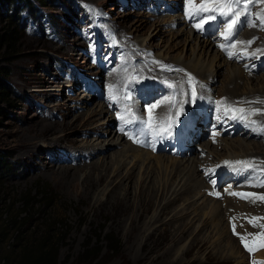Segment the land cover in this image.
Wrapping results in <instances>:
<instances>
[{
	"label": "rangeland",
	"instance_id": "374dc122",
	"mask_svg": "<svg viewBox=\"0 0 264 264\" xmlns=\"http://www.w3.org/2000/svg\"><path fill=\"white\" fill-rule=\"evenodd\" d=\"M30 1L46 16L37 21L26 20L27 24L21 27L15 44L17 51L9 57L8 63L2 62L9 70L6 83L15 92V96H11V104L17 107L11 108L10 103L0 104V151L4 153L7 150L11 154L6 172L0 178V264L20 258L27 252L22 251L23 248H28L33 253L37 249V240L45 235L43 230L49 220H54L55 223L51 225L52 231L47 236L58 248V260L66 258V264H264V260L257 257L264 251V216L248 213L249 215H243L239 219L218 220L223 223L217 233H214L211 226L216 225L217 221L214 223L206 213L205 217L200 215V220L190 222L189 215L179 214L181 204L188 195L180 194L178 198L168 201L164 194L166 187L158 174L161 172L156 159L141 156L137 152H124L121 150L122 146L106 145L107 122H102L106 115L96 113L98 104L103 99L97 93L85 89L84 83L82 84L83 77L85 82L100 87V79L106 72L98 64H102L101 57L112 58V62L116 58L115 51L118 47L116 42V45L113 44L114 41H119L124 46V60H130L129 63L114 65L130 64L129 68L134 66L133 70L131 68L132 76L136 75L135 71L142 70L148 75H160L162 72L155 68L146 69L147 65L139 62L137 55L140 54L135 52L134 48L137 47L133 46L136 38L151 39V50L146 55L166 53L168 47H173L172 52L171 49L168 51L172 55H189L190 44L184 41L185 35H179V25L176 29L168 26L169 20V23L180 20L179 14L152 13L156 8L162 9L160 0H44L51 3V7H41ZM165 1L171 2V9H174L173 3L179 0ZM254 13L260 20L264 14L259 10ZM7 15L5 10L0 11V29L6 24ZM22 16H25V12ZM49 21L52 26L54 24L53 30ZM113 29L119 33L109 35ZM256 37L252 36L253 39ZM250 45L251 43H246L242 48L247 49ZM252 52L263 53L264 45L254 47ZM97 53H103L105 57L99 55L92 62L91 57ZM234 63L238 64L236 61ZM252 74L256 79H253L254 84L259 85L257 77L264 74V70ZM166 75L184 86L183 81L180 83L169 77L168 73ZM94 78V82L88 80ZM117 79L109 92L117 100L130 98L132 89H123L126 92L124 97V91L119 94V88L132 78H122L119 74ZM70 80L77 85L65 87ZM139 81L145 82L138 76L135 85ZM151 83L153 82L148 86ZM214 98L224 101L219 92L215 93ZM14 99L20 102L16 103ZM132 105L124 104L121 110L132 109ZM71 109L73 112L66 120L73 125L70 124L66 129L62 126L60 114ZM113 109L114 105L111 110L117 111ZM148 111L147 114L151 113V110ZM76 114H80L82 119L74 120ZM121 115L122 112L119 111L116 123ZM110 116L114 118V115ZM67 121L64 122L69 125ZM114 126L111 125V129ZM198 132H202L204 136L187 146L194 144V148L201 149L202 140L208 139L210 135L205 127L199 125L193 129L186 135V140L193 141ZM89 138H94V146L103 145L99 151L108 166L115 159L133 162L130 176L112 183L108 180L98 181L99 169L91 164L90 157H86V152L89 151L78 153L82 141ZM124 140L134 143L125 137ZM250 140L261 142L257 138ZM194 151L195 149L192 153ZM209 157L213 158L211 155ZM251 162H255V159ZM259 167L264 174V166ZM250 172L248 169L247 173ZM253 176L257 178L256 173ZM218 177L221 181L226 179ZM257 180V185L248 181L243 185H247L246 188L264 187V175ZM207 182L209 184V180ZM37 183L49 186V199L46 202H41L38 196L33 195L37 191ZM209 186L211 187L210 184ZM223 187L217 191L211 188L219 193L216 198L224 197L221 193ZM229 187L234 188L232 185ZM239 192H234L238 193L234 194L236 199L245 200V195ZM257 205H264L261 196L257 199ZM191 208L201 212L196 206ZM128 219H132L135 224L129 234ZM148 221H154L156 226L145 240V245L140 248L139 242L146 233L143 226ZM101 225L103 231L112 229L119 235L120 243L114 252L105 251L95 238L98 230L94 227ZM87 237H90L89 243L93 249L81 256L79 254Z\"/></svg>",
	"mask_w": 264,
	"mask_h": 264
},
{
	"label": "bare ground",
	"instance_id": "6f19581e",
	"mask_svg": "<svg viewBox=\"0 0 264 264\" xmlns=\"http://www.w3.org/2000/svg\"><path fill=\"white\" fill-rule=\"evenodd\" d=\"M255 8L260 9L262 12H264V0H258L255 5ZM156 9H157L156 12H152L156 15L165 12L163 8L162 9L156 8ZM242 10H245L244 6H242ZM165 15L168 14L165 12ZM180 20H177L174 23H169L170 22L169 20L168 26L176 29V27L179 25L178 28L179 35H185L186 40L184 39V41L185 42L187 41L190 44L189 55H181V53H176L172 55L168 52L171 49V47H168V51L166 53L158 52L157 54L154 55L151 54L146 55V53H149V51L151 50L149 46L151 39L148 37L142 39L136 38L133 43V46L137 47V49L134 48V50L137 54H140L141 56L140 57L139 55H137V57L140 58L139 62H141L142 65L144 64L147 65L146 69L151 68L152 70H154L155 68L159 71L166 72L168 73V75H170L169 77L180 81V83L181 81H183L184 86H186L185 87L186 90L188 89L191 90L188 92V95L185 93L182 95L179 94L178 97L168 96L162 102L152 103L149 107H144L140 100H133L132 109L140 107L138 108V110L142 112L141 117L163 116L171 111H174L176 123H178L182 128L187 129V133H186L187 135L193 129L197 128L199 125L205 127V123L200 118V116L202 115L199 109H195L193 119L191 118V115L187 114V112L190 110V105H191V99L189 96H194L195 94L198 93L200 94L205 93L206 102L212 104L210 100L213 97H215V93L219 92V94L223 97L224 101L226 102L228 101L226 104H230V105L234 104L232 105L234 109H231L228 112L227 116L228 117H230L231 115L236 116L240 121L246 123V125L248 126L247 129H245L242 126L236 125L237 120L232 121L230 123V125L232 126L225 127L224 129H217L218 132L226 134V136H222V138H218L215 137L217 135L210 133L208 139L202 140L203 144L200 145L201 147L200 152H198V150L195 149L193 153L192 151L190 152L189 156H182L183 158L175 157L169 154L167 155L157 154V153L150 154L147 151H142L145 149L139 147L138 145L134 143L131 144L130 142L124 140V135L121 134V132H119L117 128L113 127L114 129H111V125L113 124L115 125L116 123L115 121H116L117 113L122 108L121 105L122 100H117L115 97H113V95L109 92L110 88H113L114 82H116L115 80H118L117 78L119 74L121 75L122 78H132V80L135 81L138 78V76H136V78H133L134 76L131 75L133 73L130 74L129 72L130 64L114 65V63H122V62L129 63L130 60H124L125 58V55L123 54L124 46L119 41H114L118 44V49L115 51L116 58L113 60L111 67H110L111 63L110 64L107 63L108 58L105 59L106 57L103 55V53L94 54L92 57L89 55L91 57L92 62L96 60V57H98L99 55H103L105 57L102 58L100 56L102 61V64L101 62L100 64L103 65L104 70L106 69V74H104V76L102 75V78L100 79V84H99L100 87L98 85L94 86L91 85L89 82H85L83 77L81 78V80L83 79L82 84L84 83L85 89H89L91 92H95L96 91L95 88L100 89L95 93H97V95L101 99H103V101H101L98 104L96 113L99 114L100 116L106 115V118L102 120V122L104 121L107 122V128L105 129V134L108 135V140L105 141L106 145L117 146V147L122 146L121 150L124 152L126 151L137 152L141 156H147L156 159L159 165V172H161L158 174L161 176L162 182L166 187V191L164 192V194L165 197L168 199V201H172L173 199L178 198L180 194L181 195L184 194V196L188 195L187 198H184V202L181 204V207L179 209L180 213L178 211L177 212L179 214L189 215L190 222L200 220L199 219L200 215H202L201 217H203L206 213L209 216L208 218L210 220H212L213 222L215 220L217 221V223L214 222L216 225H214L213 222L212 224L214 226L211 225L213 227L214 233H217L218 230L221 228L220 226L223 223V221L221 222L218 220H223L225 218L227 221L232 218L239 219L243 215H249L248 213H253L257 216L259 215L264 216V205L262 206L257 205V199L260 198V196L261 198L264 199V187L246 188L247 185H241V184L236 185L233 182H228L229 184L227 183V185L223 187L222 189L223 191H221L224 197L222 199H219L216 198V195H219V193L214 192L209 186L208 182L206 181L210 177L217 175L218 171H221L220 174H218V176H220L223 179L226 178L225 180L221 181L224 182L227 181V178H230L231 176L233 177L235 172L239 173L240 171H242L244 173H247L249 169V172L252 171L253 175L254 173L257 174V178L252 176V181H248V183L251 182L257 185L258 182L257 179L261 175H264L262 174L261 171L262 169L259 167V166L261 167L264 166V155H262V152H264V74H261L259 78L257 77V82H259L258 83L259 85L254 84L253 79L255 78L252 77L253 75L252 72L254 71L248 72L244 69L242 65H238L234 63L235 61L234 62L229 61L228 58L223 56L213 46L211 40H209L208 38H202L197 33L192 32L191 29L188 26H186L182 20L181 21ZM173 25L174 27H172ZM256 26H260L261 28H258L257 30L243 29L240 33H238L234 53H236L237 48L245 47L244 44L246 43H251V45L248 46V49L243 50L239 54H237V56L242 57V54L249 55L251 54L252 49L254 47H259L264 45V19L262 20L261 23H258ZM117 33H119V31L113 29L109 33V35H114ZM255 35L258 36L256 37V39H253L252 36ZM192 40H194L193 43H191ZM170 51L171 52L173 51V47ZM263 53L262 52H258L257 54L254 53V56H257L256 64L258 65V68L261 69H264ZM259 56L262 57L259 58ZM108 60L110 61L112 60V58H109ZM245 62H243V64ZM85 77L88 76L85 75ZM88 80L94 82L95 78ZM218 81H220V83L217 84ZM68 82L69 84L66 83L65 87L68 86L75 87L77 85L75 83H72L71 80ZM151 82H153L151 83V86L155 84H160V85H167L169 87H172L166 81L158 80L157 82L154 81ZM144 83L146 82L139 81L137 85L134 84L132 86V90L135 91V89L138 87L143 88L142 86H144ZM82 84L79 83L78 85L82 86ZM107 84L110 86H107ZM149 84L150 82L148 83V85ZM229 85L231 86L228 87ZM78 91H81V89H79ZM113 93L117 95L116 91H114ZM108 104L110 106L109 109L112 114H110V111L108 109ZM113 105H119L117 111L111 110ZM213 105L217 106L216 104ZM148 110H151L150 111L151 113L147 114V112H149ZM72 112L73 110L71 109V111H68L67 113L60 114L63 119L61 121V123L63 122L62 123L63 128L67 129L70 126V124L73 125V123L71 122L68 123V121L66 120L67 116L71 115ZM220 113L224 114L222 112ZM110 115H114V118H112V116ZM74 117H75L74 120L77 121L78 118H81V115L76 114V116ZM64 121H67L66 123H68L69 125L65 124ZM222 123L226 124L228 123V121H222ZM232 129H234L235 131L233 135H230L229 131ZM235 134L236 136H234ZM203 136L204 135L202 132H198L197 136L193 141L191 140L185 141L186 146L193 142H196L199 138H202ZM256 138L257 140L258 139L261 140V142L250 140ZM92 141H94V138L83 140L81 143L82 147L81 148L77 147V148H78V153L86 150L89 151L86 152L87 153L86 157H90L92 159L90 161L91 164L98 167L99 169V171L97 172L98 181L108 180L109 183H112L113 181L123 178L126 179L130 176L131 168L134 166L133 162L132 164L131 162L126 161L125 159H121V160L115 159L111 164V166L110 165L108 166L105 157L101 156V151H99L103 145L94 146ZM203 152L204 155H202ZM58 154H63V153H58ZM209 155L213 156V158L209 157ZM252 159H255V162H251ZM249 162L255 165L250 164ZM81 165L83 164H80V166ZM83 167L85 168L87 166L83 165ZM238 167L239 169L236 170L235 168ZM87 176L88 175H84V177ZM146 178H148V175H146ZM262 184L264 185V183ZM230 185L234 186V188L229 189ZM241 187L243 188L245 187V189H241ZM159 190L161 191L162 188H159ZM235 190H239L240 191L239 193H243L245 195L244 196L245 200H242L241 198L237 200L236 195L234 194H238V193H234ZM190 203L192 205H190ZM194 206L199 208L201 212L199 213L193 211L194 209L191 207ZM203 211L205 212L202 213ZM128 220H129L128 230L126 229L127 234H129V232H131L133 227L135 226L132 219H128ZM154 223H155L154 221H148L147 224L146 222L144 223L143 229L144 231H146V233L144 234V238H141L139 242L140 248H142L145 245V240L149 237V234L152 232V230L155 229L156 225H154ZM257 257H259L261 260H264V251L259 253Z\"/></svg>",
	"mask_w": 264,
	"mask_h": 264
},
{
	"label": "trees",
	"instance_id": "16d2710c",
	"mask_svg": "<svg viewBox=\"0 0 264 264\" xmlns=\"http://www.w3.org/2000/svg\"><path fill=\"white\" fill-rule=\"evenodd\" d=\"M32 1L40 4L41 7H47L46 5L52 6L51 3L44 2V0ZM1 10H5V15H8L6 17V24L0 29V104L10 103L11 106H9L14 109L17 106L11 104V96L14 95L15 92L6 83L9 70L2 62L8 63L10 61L9 57L17 51L15 44L18 42L21 27L27 24L26 20L37 21L46 16V14L41 12L30 0H0V11ZM7 10H9L8 13ZM23 12H25V16H22ZM49 25L53 30L54 24L52 26V23L49 21ZM14 102L18 103L20 101L14 99ZM10 157V151L6 150L4 153L0 151V178H2L6 172V166L9 163L8 159H10ZM37 187V191L33 193V195L35 197L38 196L41 202H46V200L49 199V197H47L49 193L47 192L49 191L48 184L37 183ZM57 214L58 213H56V215ZM54 223V220H49L45 225V229L43 230V234L45 235L37 240V249L33 251V253H31L28 248H23L22 251L27 252L23 253L20 258H17V260H6L2 262V264H66V258L64 260H58V248L54 243L50 242L51 239L47 236V233L52 231L50 227ZM94 228L98 230L95 236L97 242L103 245L105 251L114 252L120 243L118 233L112 229L103 231V225ZM89 241L90 237H87L79 255L82 256L84 252H91L93 248ZM97 251H99V249Z\"/></svg>",
	"mask_w": 264,
	"mask_h": 264
}]
</instances>
